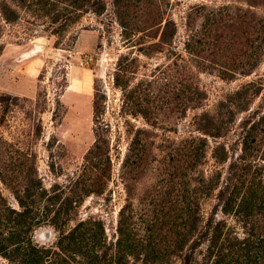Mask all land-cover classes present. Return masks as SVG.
<instances>
[{"label": "rangeland", "instance_id": "374dc122", "mask_svg": "<svg viewBox=\"0 0 264 264\" xmlns=\"http://www.w3.org/2000/svg\"><path fill=\"white\" fill-rule=\"evenodd\" d=\"M81 223L90 264H264V0H0V264H89Z\"/></svg>", "mask_w": 264, "mask_h": 264}, {"label": "trees", "instance_id": "16d2710c", "mask_svg": "<svg viewBox=\"0 0 264 264\" xmlns=\"http://www.w3.org/2000/svg\"><path fill=\"white\" fill-rule=\"evenodd\" d=\"M34 186H27L25 188V194L19 197V202L24 209L23 213L17 214L21 218L27 220L28 217V201H30L32 193L35 189ZM56 198V196H55ZM34 218L31 219V222H24L25 230H22V233H27L29 229H32L35 226ZM100 225V224H98ZM93 228L90 226L86 227V224L81 223L75 230H73L69 235L64 236L61 239V252L66 251L73 254L81 255L87 263H93V261L98 260L96 254V246H94L95 241L93 240ZM20 243L19 247H16L14 250L6 249V257L15 264H66L65 257L61 256L60 253H55V258L51 256V251L46 249H38L32 244L25 242L24 240H19L16 244ZM66 244V245H64ZM0 249H2L0 247ZM3 251V250H0ZM64 254V253H63ZM66 256V254H64ZM98 262V261H97Z\"/></svg>", "mask_w": 264, "mask_h": 264}]
</instances>
